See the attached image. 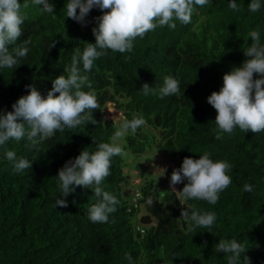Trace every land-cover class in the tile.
<instances>
[{"label": "trees", "instance_id": "obj_1", "mask_svg": "<svg viewBox=\"0 0 264 264\" xmlns=\"http://www.w3.org/2000/svg\"><path fill=\"white\" fill-rule=\"evenodd\" d=\"M157 262L264 264V0H0V264Z\"/></svg>", "mask_w": 264, "mask_h": 264}, {"label": "rangeland", "instance_id": "obj_2", "mask_svg": "<svg viewBox=\"0 0 264 264\" xmlns=\"http://www.w3.org/2000/svg\"><path fill=\"white\" fill-rule=\"evenodd\" d=\"M105 116L108 119H114L119 125V132L114 138L117 143L116 149L117 151L123 153V146L126 143L125 139V126H124V113L120 110L114 102H109L107 104V110ZM152 132H157L154 128L150 126L147 127ZM155 145V144H154ZM153 145V146H154ZM127 164L125 172L130 175V189L134 190L136 187L146 179V178H155L156 181L162 186H167L173 189L177 194L181 197V201L183 198L181 196L182 184L186 181L187 175H179L176 172V164L174 159L167 157L163 152L159 151L155 146L152 150L147 151L140 156L135 155L130 152L128 155L126 152ZM136 186V187H135ZM132 190V191H133ZM149 214L146 212L145 207L141 210L138 215V219L141 220L142 215ZM151 223H156V219L154 217ZM156 264H159L157 262Z\"/></svg>", "mask_w": 264, "mask_h": 264}, {"label": "water", "instance_id": "obj_3", "mask_svg": "<svg viewBox=\"0 0 264 264\" xmlns=\"http://www.w3.org/2000/svg\"><path fill=\"white\" fill-rule=\"evenodd\" d=\"M141 222L144 224H148V223L152 222V218L150 215H146V216L142 217Z\"/></svg>", "mask_w": 264, "mask_h": 264}, {"label": "clouds", "instance_id": "obj_4", "mask_svg": "<svg viewBox=\"0 0 264 264\" xmlns=\"http://www.w3.org/2000/svg\"><path fill=\"white\" fill-rule=\"evenodd\" d=\"M146 215H150V214H145V215H142V217H144V216H146ZM151 216V215H150ZM151 218H152V216H151ZM142 219V218H141ZM141 221V220H140ZM152 221H153V218H152ZM151 224H153V223H148V224H144V223H142L141 222V225H144V226H148V225H151ZM142 231H143V228H142Z\"/></svg>", "mask_w": 264, "mask_h": 264}]
</instances>
